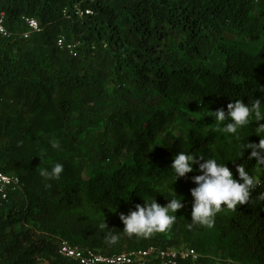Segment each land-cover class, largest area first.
I'll return each instance as SVG.
<instances>
[{"label": "trees", "instance_id": "16d2710c", "mask_svg": "<svg viewBox=\"0 0 264 264\" xmlns=\"http://www.w3.org/2000/svg\"><path fill=\"white\" fill-rule=\"evenodd\" d=\"M0 12L9 33L0 38V172L23 187L0 196V264H76L58 255L60 239L108 256L189 247L204 256L198 264L212 253L264 264V165L237 154L207 118L237 100L264 102V0H0ZM25 19L40 32L24 38ZM61 36L72 52L57 46ZM260 123L240 131L244 143L259 144ZM181 151L227 163L234 179L243 164L249 201L222 206L211 227H189L202 173L194 165L174 182ZM55 163L58 180L40 175ZM174 193L183 207L166 231L122 233L120 215L143 197L165 206ZM56 214L72 220L52 227Z\"/></svg>", "mask_w": 264, "mask_h": 264}, {"label": "clouds", "instance_id": "9594fccd", "mask_svg": "<svg viewBox=\"0 0 264 264\" xmlns=\"http://www.w3.org/2000/svg\"><path fill=\"white\" fill-rule=\"evenodd\" d=\"M211 113L215 121L214 125L209 127L211 130L220 133L225 138L232 139L235 142L237 154L242 155L243 151L250 150L249 159L254 158L264 165V123H260L255 129L256 135L261 138L259 144L244 143V139L240 138V131L247 127L253 119L256 122L264 121V102L255 99L246 105L242 100H237L227 105V111L220 108ZM51 146L55 149L59 148L60 144L56 141ZM194 165H198V171L202 174L192 178L196 187L190 193L193 203L192 222L189 227L192 224L211 227L214 222L213 218L222 210V206L224 209H235L238 205L249 201L254 178L246 171L243 164L236 167L238 179H234L233 172L227 163H220L216 158H205L203 155L181 151L173 158L170 177L175 182L185 177L186 174L192 173ZM63 171V164L55 163L51 171L42 169L40 175L49 180H58ZM143 199V205L137 204L135 210L127 215H120V220L124 225L122 233L147 238L154 233L164 232L175 222L177 211L183 207L182 199L175 193L173 198L167 199L165 206L158 204L155 198L149 200L143 197ZM103 227L107 228L106 225ZM118 239V234H113L111 231L106 236L110 245L117 243Z\"/></svg>", "mask_w": 264, "mask_h": 264}, {"label": "built area", "instance_id": "2783aa9c", "mask_svg": "<svg viewBox=\"0 0 264 264\" xmlns=\"http://www.w3.org/2000/svg\"><path fill=\"white\" fill-rule=\"evenodd\" d=\"M83 14V13H80ZM85 15L91 11L86 10ZM28 30L23 34L24 38H30L34 33L40 32V26L35 19H25ZM9 37L5 26V15L0 12V38ZM57 46L60 49H75L74 44H67L64 37H59ZM259 187L262 182H258ZM22 182L16 175L0 172V196L7 200L9 192L21 191ZM58 255L69 259L76 264H198L202 256L195 249L189 247H149L146 249L124 251L115 255H104L88 247L71 244L68 240L60 239L58 242Z\"/></svg>", "mask_w": 264, "mask_h": 264}, {"label": "rangeland", "instance_id": "374dc122", "mask_svg": "<svg viewBox=\"0 0 264 264\" xmlns=\"http://www.w3.org/2000/svg\"><path fill=\"white\" fill-rule=\"evenodd\" d=\"M211 116H212V113L211 112H207V118L209 120H211L212 122H215L214 119ZM62 215L56 214L55 216H53L50 219V222L53 225V226L51 225L52 227H54V225H57V224H59V223H61L63 221H68L69 222V221L72 220L71 216H68V215L67 216H65V215L62 216ZM41 221L45 222L44 220H41ZM33 225H34V222H32V224H29L28 225L29 227L22 226V225H17L15 227L14 234H17L19 232H23L24 230H26L28 228L34 229ZM35 225H36V223H35ZM39 226H41V222H38V225L36 227H39ZM207 258L209 260V264H239V263H233V262L227 261L223 254H214V253H212L211 255L207 256Z\"/></svg>", "mask_w": 264, "mask_h": 264}]
</instances>
